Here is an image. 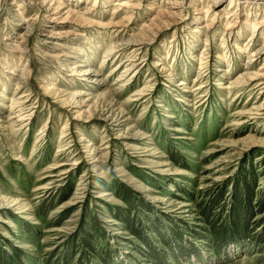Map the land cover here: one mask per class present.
<instances>
[{
  "label": "rangeland",
  "instance_id": "374dc122",
  "mask_svg": "<svg viewBox=\"0 0 264 264\" xmlns=\"http://www.w3.org/2000/svg\"><path fill=\"white\" fill-rule=\"evenodd\" d=\"M53 1L0 0V264H264V0Z\"/></svg>",
  "mask_w": 264,
  "mask_h": 264
},
{
  "label": "bare ground",
  "instance_id": "6f19581e",
  "mask_svg": "<svg viewBox=\"0 0 264 264\" xmlns=\"http://www.w3.org/2000/svg\"><path fill=\"white\" fill-rule=\"evenodd\" d=\"M13 1V0H12ZM30 1H33V0H30ZM42 2H44V3H46V8L47 9H54V11L53 12H55V11H58V10H61V9H64L65 8V11H66V14H68L69 12H70V9L69 8H66V6H64V5H60V4H58V5H56V6H54L55 5V3H54V1L53 0H41ZM217 1H222V0H217ZM15 3V2H14ZM167 3H170L169 2V0L167 1ZM12 4V3H11ZM238 4V3H237ZM14 5V4H13ZM20 5H22L21 3H19L18 4V6H20ZM173 5V4H172ZM17 10V9H16ZM26 17V16H25ZM24 16H21V21L23 22V23H26L27 21H30L29 19H28V17L27 18H25ZM52 19H54V18H52ZM207 25V24H206ZM205 25V26H206ZM27 27H29V26H26V28ZM198 27V26H197ZM201 27V26H200ZM208 28V27H207ZM50 33V32H49ZM45 35V34H44ZM48 35V34H47ZM46 38V37H45ZM21 41H23V39L21 40ZM42 41H43V43L44 42H47L46 41V39H44V38H42ZM123 50V49H122ZM134 50V49H133ZM118 51V50H117ZM116 52V51H115ZM111 53V52H110ZM260 53H264V46L263 47H261V48H259V49H256L253 53H251L252 55H257V54H260ZM22 55V54H21ZM128 59V58H127ZM126 59V60H127ZM130 60V59H129ZM250 63V62H249ZM248 63V64H249ZM79 65V64H78ZM78 65H76V66H78ZM119 65V64H118ZM121 66V65H120ZM249 66V65H248ZM73 67H75V66H71V68H73ZM129 70H130V68L129 67H126L123 71H124V73L125 74H127L128 72H129ZM123 73V74H124ZM256 78V77H255ZM121 79H123V77L122 76H120V77H118L117 78V80L118 81H120ZM238 82V81H237ZM15 92H13V94H14ZM24 95H26V94H22V95H20V96H18V98H23V97H25ZM10 101H11V103H13V104H11V106L12 107H15L16 105H18L17 103H14V100H13V98H10ZM26 101V100H25ZM24 103V102H23ZM26 108V107H25ZM24 108V109H25ZM14 109V108H13ZM23 109V108H22ZM29 110V109H28ZM10 111H11V109H10ZM13 111H15V110H13ZM18 112H19V114H17V115H15V116H12V117H19L20 116V109H18ZM25 115H27V114H25ZM21 117V116H20ZM23 119H25V118H23ZM18 120H20V119H18ZM13 122V121H12ZM60 165H62V164H58V166H60ZM62 174L64 173V172H61Z\"/></svg>",
  "mask_w": 264,
  "mask_h": 264
},
{
  "label": "trees",
  "instance_id": "16d2710c",
  "mask_svg": "<svg viewBox=\"0 0 264 264\" xmlns=\"http://www.w3.org/2000/svg\"><path fill=\"white\" fill-rule=\"evenodd\" d=\"M255 180H253V182H254ZM241 183H239V184H237V188H236V190H238L240 187H241V185H240ZM254 186V185H253ZM244 188H245V191H246V193L245 194H247V197H248V199H249V201H251V200H253V189H252V187H251V185H248V184H246V183H244ZM225 190V189H224ZM224 190H220V191H218L219 193L217 194V196L219 197H223V194H224ZM236 190H235V194H234V196H237V194H236ZM127 200V199H126ZM128 201V200H127ZM126 201V202H127ZM128 203V202H127ZM216 204L217 203H215L214 205H215V207H217L216 206ZM211 206H213L212 205V203H210L209 204V207H211ZM214 206L213 207H211V209H210V211L213 209V212L215 211V208ZM212 215H213V213H212ZM132 222L130 221L128 224H129V229H130V231L131 232H133L137 237H139V238H141V240H145L144 239V237L142 236V234H140V231L138 230V229H135L134 228V225H132L131 224ZM86 240L88 241V242H86L85 244H86V246L87 247H89V248H91V249H93V250H95L94 249V245H92V243H91V240H90V238L88 239V237L86 238ZM146 242V241H145ZM102 248H104V247H102ZM96 251V250H95ZM104 254H107V251H106V253H104ZM108 263L107 264H109V261H107Z\"/></svg>",
  "mask_w": 264,
  "mask_h": 264
}]
</instances>
